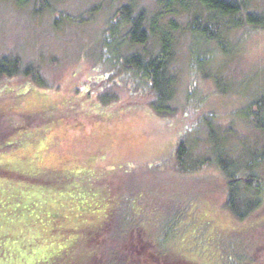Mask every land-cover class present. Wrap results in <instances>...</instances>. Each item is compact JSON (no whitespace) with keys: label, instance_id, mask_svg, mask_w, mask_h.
Returning a JSON list of instances; mask_svg holds the SVG:
<instances>
[{"label":"rangeland","instance_id":"374dc122","mask_svg":"<svg viewBox=\"0 0 264 264\" xmlns=\"http://www.w3.org/2000/svg\"><path fill=\"white\" fill-rule=\"evenodd\" d=\"M132 2L137 12L146 13L147 26L156 20V30L147 44L122 48L123 57L134 52L154 57L164 32L174 40L171 68L177 94L170 117L152 113L136 80L114 59L116 40L108 23L122 5ZM164 3L62 0L53 12L36 15L32 4L0 0V57L19 58L23 67L33 69L30 76L0 78V145L13 135L12 149L20 139L39 133L44 156L98 161L88 169L91 174L95 169L96 186L135 200V210H120L124 217L99 239L104 258L160 252L164 257L168 249L182 246V253L200 264H264V163L258 169L259 191L246 194L249 204L256 206L244 218L227 208L228 173L238 178L246 174L244 166L251 156L264 151V133L244 117L247 106L264 95V30L248 36L244 30L233 33L229 52L217 53L216 59L200 66L201 53L191 54L194 38L183 32L191 14L168 13L161 9ZM252 5L264 13V0H253ZM63 15L82 23L58 20ZM174 20L179 30L173 29ZM194 58L197 63L191 68ZM37 102L52 109L26 116L37 109ZM53 119L62 124L54 126ZM181 139L194 162H208L187 177L174 171ZM44 162L45 158L39 166ZM233 185L243 188L242 182ZM121 193L113 192L114 204ZM245 211L239 206L237 213ZM139 235L152 241L144 242Z\"/></svg>","mask_w":264,"mask_h":264},{"label":"trees","instance_id":"16d2710c","mask_svg":"<svg viewBox=\"0 0 264 264\" xmlns=\"http://www.w3.org/2000/svg\"><path fill=\"white\" fill-rule=\"evenodd\" d=\"M16 1L21 6L32 4L36 15L45 11L53 12L54 5L62 2ZM163 1L165 7L161 9L164 8L168 13L191 14L188 28L183 32L194 38L191 54L199 57L201 53L200 66L216 59L217 53L227 54V45L232 46L233 43V33L244 30L248 36L251 32L264 30V13L252 5L253 0H158L159 4ZM134 4L122 5L108 23L107 30L113 33L116 40L114 59L122 62V71L136 80L137 88L147 96L145 103L150 106L152 113L159 117H170L174 113L172 103L177 94V76L171 68L174 57L172 35L168 32L161 35L160 49L154 57H146L141 52H134L127 57L121 55L124 47L135 48L147 44L156 30V20L152 21V26H147L146 13L143 10L137 12ZM60 18L72 24L82 23L70 16L63 15L58 20ZM174 21L171 22L173 29L179 30V24ZM193 62L196 60L192 61L191 68ZM22 73L30 76L33 69L23 67L19 58L0 57V78L18 77ZM36 108L25 115L29 117L37 115L39 111L45 113L52 109L49 104L40 102H37ZM244 117L255 130L264 133V95L247 106ZM45 119L43 117L42 121ZM52 121L51 124H62L60 120ZM41 138L44 137L38 133L32 138L20 139L18 147L11 149L16 137L13 139V135H10L4 137L0 145L1 151L6 150L4 154L0 153V264H200L196 258L184 255L182 246L177 251L168 249L164 257L160 252L149 256L140 253L138 257L128 254L123 258L118 255L114 258L110 254L109 259L104 258L105 247L99 243V239L113 227L114 222L124 217L119 215L122 210H135V200H125L126 194L96 186L98 180L94 181L97 178L94 177L95 169L93 174L89 170L98 161H81L78 164L84 163L85 166L81 169L78 167L77 173L61 171L58 166L66 161H50V155L44 156L46 147L42 145ZM42 158H45L46 164L40 167L39 164L44 160ZM174 159V171L183 177L194 174L208 163L206 160L194 162L184 139L177 144ZM263 163L264 151H259L244 166V170H248L246 174L238 178L228 173L230 193L227 208L239 218L246 217L250 207L256 206L249 204L246 194L248 191H259L262 179L258 169ZM238 182H242L243 188L233 185ZM47 186L49 189L45 190ZM29 188H32L30 192ZM56 190L66 192V195L56 197L52 192ZM113 192L121 193L120 201H115V204L111 200ZM122 203L126 207H122ZM239 206L247 211L238 214ZM190 213L193 216V211L190 210ZM139 237L144 242L152 241L149 238L143 240L141 235ZM157 243L161 250L159 241ZM44 245L51 247L44 249Z\"/></svg>","mask_w":264,"mask_h":264},{"label":"flooded vegetation","instance_id":"af4514ba","mask_svg":"<svg viewBox=\"0 0 264 264\" xmlns=\"http://www.w3.org/2000/svg\"><path fill=\"white\" fill-rule=\"evenodd\" d=\"M44 158H42L43 160ZM70 158L66 155L64 156H61V157H56V156H53V157H50V161H57V162H60L61 160H65L66 163H67V166L64 168V165L63 166H58V168L61 170V171H73L75 173H77L78 171L76 169H81L82 165H79L80 164V160L77 159L76 162H72L71 160H69ZM70 163V164H69ZM79 163V164H78ZM79 167V168H78ZM62 168H64L62 170Z\"/></svg>","mask_w":264,"mask_h":264}]
</instances>
